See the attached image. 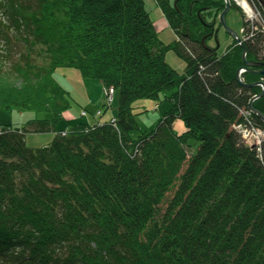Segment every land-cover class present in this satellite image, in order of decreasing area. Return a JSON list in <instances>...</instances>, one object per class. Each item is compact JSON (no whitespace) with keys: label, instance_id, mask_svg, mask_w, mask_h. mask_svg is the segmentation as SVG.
<instances>
[{"label":"trees","instance_id":"trees-1","mask_svg":"<svg viewBox=\"0 0 264 264\" xmlns=\"http://www.w3.org/2000/svg\"><path fill=\"white\" fill-rule=\"evenodd\" d=\"M157 2L173 43L144 0H0V107L42 113L0 123V264H264V140L233 126L260 90L236 78L241 46L206 43L225 4ZM63 66L115 88L114 121L64 117ZM162 93L170 107L143 130L134 101ZM30 132L55 137L33 148Z\"/></svg>","mask_w":264,"mask_h":264},{"label":"rangeland","instance_id":"rangeland-1","mask_svg":"<svg viewBox=\"0 0 264 264\" xmlns=\"http://www.w3.org/2000/svg\"><path fill=\"white\" fill-rule=\"evenodd\" d=\"M176 1L177 0H171L174 5ZM224 1H226V4L229 3L231 5L225 17L227 26H225L218 18V21L215 24L216 33L206 41L207 45L215 49L218 55L225 54L235 45L236 42L235 36L227 29V27L240 33L241 27L245 21L244 15L241 11L243 8L240 7L235 0H223V2ZM153 3L159 5L157 0H153ZM223 10L220 12L219 17ZM1 16L4 21H7L4 15L0 14V17ZM169 30H171L172 35L169 36L167 40H164L161 36L160 39L165 43L170 44L177 40L178 35L172 27H170ZM166 59L171 66L176 68L180 73H184L186 66L185 59L179 55L175 49L168 50ZM248 75L251 82L260 79V76L257 74L252 73ZM54 76L58 83L70 93L71 106L66 112H64V117L66 119L74 122H76L77 119L78 122L93 123L99 120H112V117L117 113L118 95L115 94L114 99L109 103L107 91L101 80L86 77L80 68L72 66L57 68L54 71ZM165 94L166 93H162L159 99L140 98L134 101V111L139 112L138 122L143 130H150L155 127L159 118H161L170 107V103L165 100ZM256 105L264 108V97L258 99ZM99 110H103V114L101 117H96L95 114H97ZM83 111H86L88 115L84 116ZM41 116L42 113H39L34 109L19 110L14 108L8 110L0 107V123L9 124L13 127H24L31 119ZM68 126L69 122L62 120L58 124L57 129L60 131L62 129H67ZM263 136H261V138H263ZM54 137L55 132H30L26 134V141L29 146L37 148L49 144ZM251 137L250 141L253 142V145L256 146L259 151V143L256 138L257 134L254 133Z\"/></svg>","mask_w":264,"mask_h":264},{"label":"built area","instance_id":"built-area-1","mask_svg":"<svg viewBox=\"0 0 264 264\" xmlns=\"http://www.w3.org/2000/svg\"><path fill=\"white\" fill-rule=\"evenodd\" d=\"M240 7H242L243 12L246 17V24L241 29L242 41H254L257 38H261L262 49L260 56L264 59V0H235ZM245 69L240 70V79L243 80V73ZM109 96V102L113 100L114 89L110 88L107 90ZM242 111V110H241ZM245 116V122L237 124L236 127L243 132L245 137L252 138V134H257V142L260 144L262 141L261 136L264 135V131L256 128L250 118L249 111H242ZM1 132V127H0ZM65 134V132H64Z\"/></svg>","mask_w":264,"mask_h":264},{"label":"water","instance_id":"water-1","mask_svg":"<svg viewBox=\"0 0 264 264\" xmlns=\"http://www.w3.org/2000/svg\"><path fill=\"white\" fill-rule=\"evenodd\" d=\"M176 5V3H175ZM230 4L227 3L225 9L223 10V12L221 13L220 16V20L221 22L226 25V14L230 9ZM227 29L237 38L238 41H240V38L238 37V33L230 28L227 27ZM244 51H243V62H244V66L248 69L249 72L254 73V74H261L264 75V61H251L248 60L246 57V52H247V48L243 47ZM256 67H262L261 69H255ZM242 85L247 86V87H255L258 84H262L264 86V82L262 81H257V82H253V83H248V82H241ZM264 96V87L262 89V91L254 96L253 98H251L250 102H249V108L251 109V111L258 116L263 122H264V112L255 106L254 102L257 98H261ZM252 148H254V145H251Z\"/></svg>","mask_w":264,"mask_h":264},{"label":"crops","instance_id":"crops-1","mask_svg":"<svg viewBox=\"0 0 264 264\" xmlns=\"http://www.w3.org/2000/svg\"><path fill=\"white\" fill-rule=\"evenodd\" d=\"M145 1H146V7L150 12L151 18L154 22L155 28L158 31L159 36L164 38V40L165 39L167 40V38L172 35V32L171 30H169L171 26L169 24V21L165 13L163 12L162 8L159 5L153 3V0H145ZM258 107L264 110L263 107L260 106ZM177 124L179 130H182L184 128V124L182 121H177Z\"/></svg>","mask_w":264,"mask_h":264},{"label":"flooded vegetation","instance_id":"flooded-vegetation-1","mask_svg":"<svg viewBox=\"0 0 264 264\" xmlns=\"http://www.w3.org/2000/svg\"><path fill=\"white\" fill-rule=\"evenodd\" d=\"M218 21V17H217V19H216V22Z\"/></svg>","mask_w":264,"mask_h":264}]
</instances>
